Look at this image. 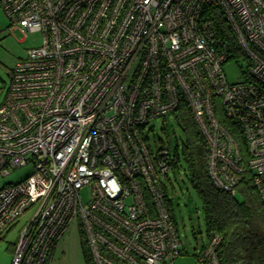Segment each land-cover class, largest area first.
Masks as SVG:
<instances>
[{"label":"built area","instance_id":"2783aa9c","mask_svg":"<svg viewBox=\"0 0 264 264\" xmlns=\"http://www.w3.org/2000/svg\"><path fill=\"white\" fill-rule=\"evenodd\" d=\"M0 8L11 29L41 39L14 65L0 104V176L32 165L23 182L0 189V241L32 212L10 264H50L71 224L91 264H173L181 243L164 192L173 151H153L144 131L180 104L205 143L212 185L231 196L248 185L264 219V0H0ZM232 59L245 68L229 84L222 66ZM220 243L210 234L195 264H220Z\"/></svg>","mask_w":264,"mask_h":264},{"label":"rangeland","instance_id":"374dc122","mask_svg":"<svg viewBox=\"0 0 264 264\" xmlns=\"http://www.w3.org/2000/svg\"><path fill=\"white\" fill-rule=\"evenodd\" d=\"M40 41L38 33H27L24 36L19 30L11 29L9 20L0 8V104L9 86V74L14 65L25 59L27 51L39 46ZM244 68L245 63L239 59L226 62L222 66V72L227 83L233 84L242 80ZM144 135L153 151L162 147L172 151L177 139L181 136L171 116L151 121L146 126ZM31 172L32 165L27 164L23 168L10 172L7 176H0V189L23 182ZM168 176L171 184L169 194L172 192L171 196L174 201L173 217L181 243L180 256L174 260L173 264H195V256L206 240L202 211L183 173L167 174V178L164 179L167 186ZM241 187L236 188V195ZM81 197L85 204L89 198L88 191H82ZM31 215L32 212H28L20 218L0 241V264H10L11 252L18 239V234ZM82 240L84 237L80 228L71 224L57 242L50 264H85Z\"/></svg>","mask_w":264,"mask_h":264},{"label":"trees","instance_id":"16d2710c","mask_svg":"<svg viewBox=\"0 0 264 264\" xmlns=\"http://www.w3.org/2000/svg\"><path fill=\"white\" fill-rule=\"evenodd\" d=\"M213 25L219 35L229 42L232 41L231 34L223 21L214 18ZM171 117L181 134L172 150L171 174L183 173L194 192L202 211L206 240L212 233L221 237L217 250L219 263L232 264L236 261H244L246 264H264V219L256 193L246 184L238 186H242L238 190V196L236 194L231 196L216 189L207 173L208 152L205 143L185 104H180ZM167 181L168 186L164 185V192L174 222V201L172 192L169 194V186H171L169 176ZM81 246L85 264H91L84 240L81 241Z\"/></svg>","mask_w":264,"mask_h":264},{"label":"crops","instance_id":"0c3cea01","mask_svg":"<svg viewBox=\"0 0 264 264\" xmlns=\"http://www.w3.org/2000/svg\"><path fill=\"white\" fill-rule=\"evenodd\" d=\"M13 253V250H12V252H11V254Z\"/></svg>","mask_w":264,"mask_h":264}]
</instances>
